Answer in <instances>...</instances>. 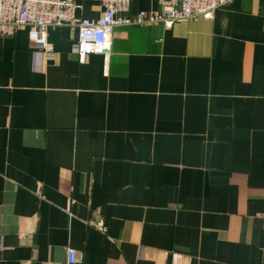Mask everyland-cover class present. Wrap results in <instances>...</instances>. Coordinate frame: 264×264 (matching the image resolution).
Listing matches in <instances>:
<instances>
[{
	"label": "crops",
	"instance_id": "crops-1",
	"mask_svg": "<svg viewBox=\"0 0 264 264\" xmlns=\"http://www.w3.org/2000/svg\"><path fill=\"white\" fill-rule=\"evenodd\" d=\"M29 31L0 34V264H264V0L83 61L77 28Z\"/></svg>",
	"mask_w": 264,
	"mask_h": 264
},
{
	"label": "built area",
	"instance_id": "built-area-1",
	"mask_svg": "<svg viewBox=\"0 0 264 264\" xmlns=\"http://www.w3.org/2000/svg\"><path fill=\"white\" fill-rule=\"evenodd\" d=\"M132 0H101L103 10L98 18L77 15L75 0H0V34L14 35L29 26L33 43L47 54L54 52L48 42L50 27L67 25L78 29L75 51L80 60L93 53L109 56L115 30L120 26L162 23L172 25L184 19H211L215 11L232 0H158L156 11L140 10L131 14ZM41 193V188L38 190ZM106 230V227L103 228ZM80 262L77 251L68 248V264Z\"/></svg>",
	"mask_w": 264,
	"mask_h": 264
}]
</instances>
